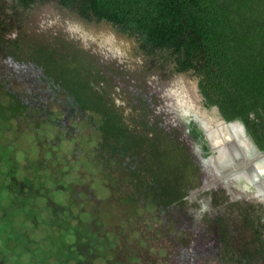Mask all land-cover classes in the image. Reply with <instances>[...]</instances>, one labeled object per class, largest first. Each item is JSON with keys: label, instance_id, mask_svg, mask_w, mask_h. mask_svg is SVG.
Instances as JSON below:
<instances>
[{"label": "trees", "instance_id": "obj_1", "mask_svg": "<svg viewBox=\"0 0 264 264\" xmlns=\"http://www.w3.org/2000/svg\"><path fill=\"white\" fill-rule=\"evenodd\" d=\"M15 1V10L54 1L88 21L106 20L137 36L148 54L169 58L179 71L192 70L199 77L206 103L218 106L228 122L244 124L250 139L264 149V0ZM5 42L17 45L0 33V51L7 48ZM34 59L44 78L66 90L78 112L88 114L92 128L88 132L68 129L65 135L68 124L60 117L63 114L45 108L36 94L27 92L25 97L0 78V264H101L100 260L125 264L114 260L108 247L116 244L119 233L113 229L99 232L109 222L91 207L82 184L76 179L64 182L61 168L41 172L43 158L26 155L27 162L21 163L15 142L5 139V133L14 130L9 123H38L49 116L48 123L57 129V142L81 134L91 144L89 165H101L98 174L106 180L101 188L104 205L114 186L125 193L120 200L125 210L137 212V218L142 210L151 213L183 202L198 167L185 145L175 143L171 149L168 141L151 140L131 129L120 108L114 102L108 104L91 85L94 78L87 65L69 63L44 47ZM72 113L77 112H66ZM91 131L98 134L96 139ZM195 132L202 134L196 128ZM203 147L208 155L206 141ZM121 214L123 223L125 214ZM36 227H40V239L35 248L29 229ZM261 246L255 254L237 259L246 262L257 255L264 259V241ZM24 255L29 262H22Z\"/></svg>", "mask_w": 264, "mask_h": 264}, {"label": "rangeland", "instance_id": "obj_2", "mask_svg": "<svg viewBox=\"0 0 264 264\" xmlns=\"http://www.w3.org/2000/svg\"><path fill=\"white\" fill-rule=\"evenodd\" d=\"M41 5L28 10L22 8L15 10L13 0H0V19L16 20V22H19L18 25L24 27L20 32L15 31V35L16 32L18 33V36H16L20 40L19 44L17 43L15 46L5 43L7 45V48L3 50L5 55H0L1 80L7 82L8 86L24 93L25 97L28 96L27 92L36 94V97L41 99L45 108L47 107L55 114H63L60 117L68 124L63 131L65 135L68 129L70 131L73 130L72 128L75 131L86 130L85 132H88L92 128V122L88 118V114L78 112L76 105L71 104L72 101L69 102L67 91L61 89L51 80L44 78L41 66L36 62V58L34 59L40 47L45 49L49 47L47 48L49 53L58 58L67 60L69 63L87 65L94 80L107 81V87L111 90L115 91L116 86H118L117 80L122 82V89L117 90L115 94L120 104L123 101L125 102V105H119L120 113L125 122L133 124L132 129L135 132L139 131L141 133L142 130V134L148 136L147 134L154 130L155 126L148 124L151 118V103L145 82L148 77L165 79V75L171 69L172 61L169 58L164 59L138 49L140 40L137 36L121 35L115 31L116 28L110 23L84 22L77 14L67 13L50 2ZM45 11H49L48 13L60 19L68 20L70 22L68 27L75 23L76 25L82 23L86 29H94L96 35L114 32L116 40L122 37L124 43H122L120 49L121 57L123 59L130 56L133 59V69L121 66V62L116 64L114 58L110 61L103 62L102 59L100 61L98 57L88 51L94 46L93 51L97 53L98 48L96 46H98V43H93L92 40L88 43L85 42V45L88 46V48H85L86 50L77 51L74 41L71 39L66 40L63 37V34H65L63 31L59 30L53 35L48 34L49 32L46 30L36 31L35 28H39L37 18L40 13ZM11 29L14 30V26ZM79 36L81 37L80 34ZM96 39L99 40L97 36ZM113 41L115 42L114 46L119 49L120 43ZM191 80L193 78L187 75L178 79L180 84L197 96ZM108 98V102H113V96ZM69 110L77 113L67 115L66 112ZM47 120H50L49 116ZM47 120L38 123L33 121L31 123L26 121L10 122L9 124L14 130H8L9 132L5 133V139L15 142V149L19 152L21 163L27 162L25 160L26 155L36 160L43 158L45 164L44 169L40 170L41 172H50L52 169L61 168L67 179L62 178V180L65 179L64 182L69 183V181L76 179L80 182L79 184H82L79 186H81L82 193L91 198V207L99 212L101 220L109 222V225H103V229H100L99 232L104 233V230L111 231L113 229L114 234L119 233L116 244L108 246L114 260L125 264H264L262 255H257L246 262L245 258L237 259L249 252L255 254L258 246H260L253 229L257 224V212L248 210L246 206L243 207L239 200H230L229 197L216 195L220 229L225 231L224 236L221 238L220 243L216 241L211 248H206L207 252H204L200 248L201 244L214 239V235H206V239L198 241L199 246L196 254H194L190 251V246H193L192 241L195 236V228L193 229V227L195 225L192 221L194 219L188 215V211L191 208H199V202L195 199L189 202L184 198L181 203H174L169 207L153 210L151 213L142 210L141 215L137 218L134 217L137 212L127 211L123 206L124 204H121L120 200L124 198L125 193L112 186L113 192L106 196L108 204L104 205L101 188L103 184L106 185V180L104 175L98 174L101 165L95 166L88 163L92 150L90 142L85 140L81 134H78L73 140L63 137L61 142H57V129ZM138 125H141V130L138 129ZM91 132L90 134L96 139L98 134ZM159 135L160 142L168 141V146L172 149L175 140L169 138L166 134L164 135L161 131H159ZM192 166L194 165L192 164ZM199 182V176L196 174L188 195L192 193L193 188ZM206 192L198 193V199ZM56 197L62 199L63 195H56ZM125 206H128V203ZM113 210H117L119 215L116 216L117 212ZM121 212L125 214V216L123 215L125 217L123 223L119 220L122 217ZM202 218L206 222L205 229L208 233H212L213 221L210 219L209 212H203L199 221ZM199 221H196L198 226L196 230L203 232ZM39 231L40 227L29 229L31 237L34 239L30 243L32 247L36 248L38 245ZM1 244L2 239L0 238ZM132 256H135L136 259L133 260ZM29 261V256L24 255L22 262L27 263ZM2 262L0 260V263ZM99 263L103 264V261L100 260Z\"/></svg>", "mask_w": 264, "mask_h": 264}, {"label": "flooded vegetation", "instance_id": "obj_3", "mask_svg": "<svg viewBox=\"0 0 264 264\" xmlns=\"http://www.w3.org/2000/svg\"><path fill=\"white\" fill-rule=\"evenodd\" d=\"M52 3V5L60 7L57 3L54 1H49ZM16 1L13 0V6L15 5ZM37 5H35L32 8H35ZM42 6L39 4L37 7ZM36 7V8H37ZM22 8V7H19ZM30 8V9H32ZM45 9V7H43ZM67 13H75L71 11L70 9L60 7ZM23 9V8H22ZM28 10V9H27ZM1 11V10H0ZM49 11H45L39 14L37 18V24L39 28H35L36 31H43L46 30L49 32L48 34H55L59 30L63 31L65 34H63V37L66 40H73L74 44L76 45V50H86L85 48H88V46L85 45V41L83 42L82 38L79 36L83 33V30L79 28V24L76 25L72 24L68 27V24L70 22L66 19H60L59 17L48 13ZM76 14V13H75ZM78 15V14H77ZM79 16V15H78ZM82 18L81 16H79ZM15 19V18H14ZM82 18V21H88L86 19ZM93 23H101V22H107L112 24L117 32L121 35H130L126 32H123L118 29L113 23L108 22L106 20L101 21H88ZM19 22H16V20H6V19H0V33L2 34V37L7 40V42H17L19 44V38H17L18 33L23 26L18 25ZM85 24V23H84ZM7 26V28H6ZM14 26V30L11 29V27ZM15 31L16 35H15ZM39 34V33H38ZM78 37V39H77ZM97 42V41H92ZM6 43V42H5ZM4 43V44H5ZM96 44V43H95ZM98 49L96 50L97 53H94L93 48L88 49L89 52H91L94 56L98 57L99 60L103 62L110 61L114 58V62L118 64L121 62V66L133 69V59H131L130 56L128 58L121 57V45L119 49L115 46H112L110 43L107 44H99L96 46ZM95 47V48H96ZM49 48V47H47ZM46 48V49H47ZM5 48L1 49L0 55H5L3 53ZM138 49L144 50L141 47V43L138 45ZM145 51V50H144ZM146 52V51H145ZM123 53V52H122ZM147 53V52H146ZM181 74H184V76H190V78H193L192 81L196 82L197 85V92L195 96L192 94L185 86H182V84L179 83L178 79L183 78L184 76H181ZM94 78V77H93ZM183 80V79H181ZM117 85L114 90H111L107 87V81L105 80H99L95 81L94 79L90 81L91 85L97 90L98 95L103 96L104 100L107 102L109 101L108 97L113 96V102L119 106L121 104L125 105V102L120 104V102L115 97L116 91L122 89V82L119 80L116 81ZM185 83V82H184ZM145 86L148 90L149 94V100L151 103V118L149 121V125L155 126L154 130L150 131L149 134H147L151 140L155 139L156 137L159 138V131L163 132V134L166 136L168 135L169 138L174 139L175 143L183 144L188 149V154L194 163L198 167V176H199V184L193 188L192 193L187 195L185 198L189 200V202L193 201L194 199L199 202L200 207L199 208H191L188 211V215L193 218V224L195 227L193 229L195 230V236L193 238V246H190V251L194 254L197 252L198 241H203L206 239L207 236L214 235V239L210 240L209 242H205L201 244L200 248L204 250V252H207L206 248H211V246L217 242H221V238L224 236V230L220 229V219H219V211L217 210V203H216V195H223L225 198H230V200H239L241 202L242 206L251 210L253 212H257V224H255L256 227H254V234H256L258 238V243L260 246L258 248H261L262 242L264 241V183L262 180L263 178H255L253 179V184L257 188H247L243 189L239 185V183H236L234 180L229 179L228 182H224V179L226 177H223V180L216 179L217 171L215 170V166L212 164H208L207 169L203 170L201 167V164L199 163V158L195 154V148L199 150L201 157L208 158L212 155L211 145L209 142V138L206 134V128L203 127V125L206 126V124H202L206 122L207 124H211V128L214 127L219 128L218 122L221 120H224L225 123L230 124L233 122H228L222 115L220 109L218 106L213 105L209 106L206 103V98L200 91L199 87V77L192 71H179L176 69V64L172 62V66L170 71L165 75V79L163 78H155V77H148L145 82ZM128 88H130L128 86ZM186 91V92H185ZM112 94V95H110ZM201 97L198 99V97ZM179 100V101H178ZM113 102H108V104H111ZM125 107V106H124ZM120 108V106H119ZM126 108V107H125ZM192 111L190 114H187L186 112ZM142 121H144L142 119ZM218 121V122H216ZM145 122V121H144ZM143 122V123H144ZM148 122V121H147ZM216 122V123H215ZM128 126L132 129L133 124H129ZM139 130H141V125L137 126ZM195 128L202 131L201 135H197L195 132ZM143 133V131L141 130ZM247 132V130H246ZM247 137L249 141L251 142L253 148H255V151H260L264 149H260L258 145L250 139V137L247 134ZM194 145L192 144V141ZM207 142L209 146V154L205 155V150L203 147V143ZM241 149L243 148L247 154L250 153L246 149L247 147H244L243 144H240ZM249 176V175H248ZM261 182V183H260ZM259 191H257V190ZM206 192L203 196H201L200 199H198V193L200 192ZM209 212L210 219L213 221V232L208 233V231L205 229L206 222L202 218L200 221V217L203 215V212ZM199 221L200 226L203 228V232H199L196 229L198 228L197 223ZM257 248V249H258Z\"/></svg>", "mask_w": 264, "mask_h": 264}, {"label": "bare ground", "instance_id": "obj_4", "mask_svg": "<svg viewBox=\"0 0 264 264\" xmlns=\"http://www.w3.org/2000/svg\"><path fill=\"white\" fill-rule=\"evenodd\" d=\"M204 124H206V129L210 132L211 140L221 150V154L213 162L215 170L217 171V176L215 178L223 180V177H226L224 182H228L229 179H232L236 183H239V186H242L241 188L243 189L252 188L251 190H253V188H257L254 186L252 181L253 175H249L250 177H247L246 174L244 175V173H242V167H245L246 164H249V162H253L255 160V162H257L256 167L258 169L256 170V173L258 176H260V173H262V171L264 172V155L262 153H257L259 151H255L253 146L244 140L243 132L237 124L228 127L227 129L223 124H218V131L212 129L211 124L209 125L206 122H204ZM220 136H223L224 139H228L230 136H232L234 141L243 144L244 147H247L246 149L250 153L247 154L242 152V154H240L232 140L223 143V140ZM249 166H251V164H249ZM262 182L264 183V180H262Z\"/></svg>", "mask_w": 264, "mask_h": 264}, {"label": "water", "instance_id": "obj_5", "mask_svg": "<svg viewBox=\"0 0 264 264\" xmlns=\"http://www.w3.org/2000/svg\"><path fill=\"white\" fill-rule=\"evenodd\" d=\"M78 26H79V28L81 30H83V33L81 34V37L86 43H88L90 40L97 41V43H99L100 45L101 44L103 45V44L110 43L112 46H114L115 42L113 40H115L118 43H120V45H122V43H124L122 41V37H119L121 39H117V40L115 39L116 37L114 36V34H115L114 32H113L114 34L111 33V32L109 34H104L103 33V34H101L102 35L101 36V35H98V34L96 35L95 34V30L92 29V28L86 29L82 23H79ZM96 36L99 38V40L96 39ZM181 76H184V74H181ZM193 86H194L195 92H197V85H196V82H194V81H193ZM200 98L201 97L199 96L198 99H200ZM191 112L192 111H189V109H188V111L186 113L190 114ZM218 123L219 124H223L226 129L228 127H231V126L237 124L241 128V130L243 132L244 140L247 141V143L252 146L251 142L249 141V139L247 137L246 127L244 126V124H242L239 121H235L233 123L227 124V123H225L224 120H221ZM202 124H204V123H202ZM203 127L206 128L205 125H203ZM213 129L218 131L219 128L214 127ZM205 131H206V134H207V136L209 138V142H210V145H211V150H212L213 153L208 158H203V157H201L199 150L195 148V154L199 158V163L201 164V167H202L203 170L207 169L208 164H212L214 162V160L221 154L220 148L216 144H214L213 141L211 140L210 132L207 129ZM220 137L222 138L223 143L232 140L235 143V147H236L237 151L240 154H242V152L247 153L243 148L241 149L240 143L234 141L232 136H230L228 139H224L223 136H220ZM191 141H192V144L194 145L193 140H191ZM253 149H255V148H253ZM257 153H262L264 155V151L263 150H260ZM249 164H251V166H249ZM249 164H246L247 167L246 166L242 167V169L244 170V171L242 170V173H244V175L246 174L247 177H250L248 175H253L252 179H255V178L257 179V178H263L264 177V172L263 171H262V173H260L261 174L260 176H262V177L257 175L256 170H258V169L256 167L257 162H255V160L253 162L252 161L249 162Z\"/></svg>", "mask_w": 264, "mask_h": 264}]
</instances>
